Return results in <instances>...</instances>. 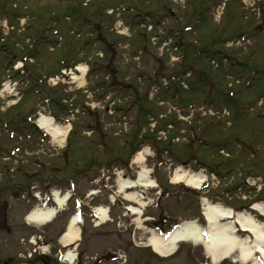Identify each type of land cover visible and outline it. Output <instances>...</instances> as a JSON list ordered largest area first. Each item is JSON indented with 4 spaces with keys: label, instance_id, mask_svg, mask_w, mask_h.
Instances as JSON below:
<instances>
[{
    "label": "rangeland",
    "instance_id": "rangeland-1",
    "mask_svg": "<svg viewBox=\"0 0 264 264\" xmlns=\"http://www.w3.org/2000/svg\"><path fill=\"white\" fill-rule=\"evenodd\" d=\"M84 2L85 0H0V92L6 80L2 66L8 65L7 62L12 58L23 60L24 57L35 56L36 60L28 72L32 78L39 79L58 74L63 66V58H76L80 50L81 54L85 53L83 58L77 61L84 64L90 60L93 62L89 64L93 66V63L108 64L111 61L113 73L118 75L117 78L121 82V86L118 85L119 95L113 97L112 101L125 100L116 109L127 108L126 120H118L116 117L112 118L115 115L103 113V108L109 105L106 100L98 105L99 114L90 111L93 106L91 102H97L95 98L100 96L98 93L94 99H88L92 95L86 93L89 82L96 81L95 68L88 73L85 80L78 78L75 85L63 83L57 89H50L51 95H47L45 85L33 87L24 93L20 103L19 99L15 100L14 103H18L15 107L1 108L2 119H10L15 123L24 122L26 117L37 111V105L45 93L46 97L49 96V101H52L49 110L57 119H64L69 117L67 115L70 106L64 103V99L70 97L66 96L65 92H71V102L76 113L70 117L74 123L67 127L66 136L57 141L47 138L42 144L38 139H23V129L32 135V129L27 124L10 127L18 134L13 142H8L7 132L5 135L2 132L1 150H10L17 141L24 150L15 158H0V208L5 197L1 196V192L4 193L5 189L28 187L35 181L41 185L53 182L57 186L67 188L65 181L73 178V174L80 173L81 169L91 167L89 175L79 183L80 194L89 196L94 208H110V213L107 224L95 228L88 210H85L87 217L82 229L87 257L95 258L103 254L102 251L106 248L107 264H213V260L202 246L181 245L174 255L162 257L148 246V241L152 234L169 231L172 226L186 221L198 220L200 225H205L202 208L206 200L212 205L227 206L239 213H249L256 221L264 223V218L251 210L252 204L259 200L264 202V0H184V7L173 0H90L89 4L83 6ZM109 7L128 10L123 13V18L127 21L142 13L168 15L169 9L175 10V20L181 22L180 29H186L189 24L198 21L200 29L185 39L198 40L207 51H225V48H229L225 53L237 56L240 62L246 65L245 73L256 72L252 87L244 88L243 83L239 81L241 78H237V85H234L225 78L222 71L212 70L205 60H193L196 69H201L208 76L204 89L195 87L196 90L199 88L201 94L172 89L164 92V104L155 99L153 103L146 101L150 87L152 90L150 78L174 73L177 70L175 59L161 46L154 51L155 48L149 44V40L156 33L148 35L145 29L137 28L128 39L110 32L115 19L110 23L107 18L106 10ZM23 23L27 25L24 29L21 27ZM170 24L172 26H165V30L179 28L173 21H170ZM242 35L250 36V45L238 47L239 43H231L233 38ZM27 38H30V44ZM43 39L46 40L45 43H42ZM60 39L59 45L55 44ZM102 39L107 40L103 41L106 45L117 42L128 44L136 52L141 47H146L151 64L145 66L149 60L147 55H143L141 61V57L135 59L129 51H126V59L122 57L117 64L118 55H121L122 51L116 47L112 52H105L104 59L100 58L96 53L103 45L97 42ZM185 42L188 44L186 40ZM225 43L228 46L225 47ZM53 44L54 50H51ZM35 45L36 48L33 47ZM93 45H99L94 53L90 49ZM197 48L191 47L190 55H193L192 49ZM162 54L163 57L158 59ZM140 72L147 77L140 79L137 75ZM81 80L85 84L81 85ZM96 83L115 85L114 81L107 79L106 82L104 78ZM125 83H131L134 88ZM230 83L233 84L232 87ZM31 84L35 85L36 82ZM183 87L187 88L188 85L184 83ZM232 89L238 94L230 100L227 93ZM176 98L185 101L184 105L186 102H193L196 107H199V103L212 105L217 102L216 107L227 108L230 116L223 115L219 117L218 124H211L210 120H204L211 117L210 110L213 107L208 105L207 117L205 115L204 119L198 117L196 110L190 114L188 120L182 121L177 113L174 116L175 111L171 108ZM62 108L66 109V112ZM142 110H148L144 117L139 116ZM169 123H172V127L168 129ZM187 123H192L193 127L189 129ZM163 126H166L165 132L154 135V128ZM117 131L123 134L118 135ZM68 141L70 147L67 154L73 149L76 151L74 155H65ZM201 141L203 144H200ZM145 150L149 151L150 156H145L146 161L142 164L122 165L132 157L136 161L135 152ZM58 165L62 168L57 169ZM143 168L150 172V178L158 183V187L154 190L138 191L143 193L147 207L143 209L144 215L137 222L138 217L127 215L123 206H140L129 203L126 198L124 200L123 195H119V178L116 182V177L123 176L126 180L134 181ZM179 170L185 173V184L176 185L173 184V179ZM203 170H206L205 175L208 177V188L201 192L188 188V180L193 176H202ZM248 177L262 180L258 183L262 186L261 194L247 187ZM106 180L109 181L110 187L107 191ZM100 190H103L102 194L96 198L90 195L91 192L97 193ZM113 193L119 195L116 206L110 203ZM25 197L24 201L13 202L11 221L13 227L18 226V229L15 227L18 230V235L14 238V244L18 245V249L14 245L15 252L24 250L25 246L21 245L25 243L24 240L31 246L30 238L35 235L45 237V242L64 243L61 238L67 231L65 226L67 228L68 224L70 225L73 217L72 203L64 212L59 213L49 226L36 228L29 227L24 220L26 214L35 208L33 196V200L28 195ZM14 220L18 223H14ZM4 239L5 237L0 236V244L3 249L4 242L9 245L4 251L6 255H10L13 251L10 245L12 240L3 241ZM116 255L121 256L122 260L113 262L112 258L117 257ZM240 258L237 253L234 255L237 262L227 259L220 264H242ZM14 259V262L18 261L17 258ZM93 259L88 262H94Z\"/></svg>",
    "mask_w": 264,
    "mask_h": 264
},
{
    "label": "bare ground",
    "instance_id": "bare-ground-1",
    "mask_svg": "<svg viewBox=\"0 0 264 264\" xmlns=\"http://www.w3.org/2000/svg\"><path fill=\"white\" fill-rule=\"evenodd\" d=\"M80 73L85 74L86 67L80 66L78 69ZM40 126L49 132L55 139L65 137L68 129L56 128L51 120L41 118ZM145 156L149 157V151L145 150L137 156L135 161L136 165L142 164L146 161ZM185 173L179 170L173 184H185ZM203 178L201 176H193L188 180L186 186L192 189H199ZM158 183L150 178V172L143 168L138 173L136 181L122 180L119 184L120 193L125 195V198L130 203H135L140 208L130 207L129 211L137 217V222L140 220L143 209L147 207L144 202L143 193L139 190H154L157 188ZM66 198H62L56 193L55 200L60 208L65 206ZM251 210L260 213L264 217V205L255 204ZM57 213L55 210H48L41 212L33 210L27 216V223L29 225L44 226L51 222L54 215ZM100 222L108 221L107 209H99ZM202 216L206 225L201 226L200 221H186L177 227L170 237L163 235L152 234L148 241V246L152 250L162 256L169 257L176 253L181 245L192 244L196 247L202 246L209 258L213 260V264H220L222 261L234 259L235 254H240V262L242 264H264V223L258 222L249 213H239L231 207L212 205L205 201L204 208H202ZM239 230L237 234L236 231ZM242 234V236H239ZM79 238V229L75 228L72 224L68 232L63 238L64 244H70ZM261 255L263 258L256 261L254 257ZM67 261L73 263L75 256L72 253L66 255Z\"/></svg>",
    "mask_w": 264,
    "mask_h": 264
},
{
    "label": "flooded vegetation",
    "instance_id": "flooded-vegetation-1",
    "mask_svg": "<svg viewBox=\"0 0 264 264\" xmlns=\"http://www.w3.org/2000/svg\"><path fill=\"white\" fill-rule=\"evenodd\" d=\"M7 231L8 233L11 232L10 226L7 224V221L2 219V216L0 215V231ZM84 235V233H83ZM84 239H82V242L76 246V251L78 252L79 255V264H83L82 260H84L85 264H94L90 262H86L88 258H94V257H87V250L86 247L83 246ZM1 243V242H0ZM4 249L6 251L7 244L4 243ZM4 249L2 248L0 244V264H21L22 262L16 263L14 262V256L12 254L6 255ZM106 248L102 251L103 254L97 255L95 259L98 258H104L106 257L105 253ZM38 262L36 264H53L50 259H42L41 261L37 260ZM32 264V263H29ZM105 264V263H104Z\"/></svg>",
    "mask_w": 264,
    "mask_h": 264
}]
</instances>
